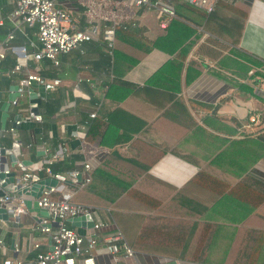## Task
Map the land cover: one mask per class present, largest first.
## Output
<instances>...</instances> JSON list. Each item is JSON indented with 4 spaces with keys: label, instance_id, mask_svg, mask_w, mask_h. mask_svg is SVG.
<instances>
[{
    "label": "crops",
    "instance_id": "obj_1",
    "mask_svg": "<svg viewBox=\"0 0 264 264\" xmlns=\"http://www.w3.org/2000/svg\"><path fill=\"white\" fill-rule=\"evenodd\" d=\"M55 1L69 12L73 28L88 25L86 4L90 0ZM94 2L101 14L133 22L151 41L168 39L172 46L153 47L143 57L128 55L131 63L139 58L124 77L139 87L136 91L108 87V49L103 35L85 43L84 53L63 55L60 67L48 60L30 62L10 78L7 73L18 59L7 51L0 63L1 147L12 148L14 138L5 131L14 126L18 115L25 119L16 128L23 155L11 169L21 172L23 161L39 166L47 155L45 149L57 154L66 145L70 156L78 154L83 140L75 137L77 127L96 111L108 124L103 142L87 146L95 149L97 164L107 162L111 151L130 160L157 157L142 155L136 143L154 148L155 153L164 151L149 168V176L142 177V184L155 195H167L157 209L130 201L139 218L132 236L122 233L134 257L121 253L115 261L112 255L100 253L97 264H264V96L257 93L264 90V0L249 3L239 45L221 41L228 48L212 45L198 13L189 15V20L178 18L180 25L169 32L172 22L163 29L156 11L138 8L131 0ZM14 7L13 0H0V45L15 30L12 46H27L34 53L36 29L9 20ZM98 22L102 31L110 24L101 18ZM217 51L221 54L214 57ZM34 72L61 83L51 91L33 84L18 105L10 107L7 129L2 130L1 106L9 99L11 87ZM44 96L46 101L41 99ZM48 100L49 112L42 105ZM35 109L43 113L42 123L26 120ZM201 171L231 188L219 193L194 185L191 181ZM83 191L75 201L98 208ZM24 222L10 226L8 249L0 250V260L34 264L37 252L30 249L32 240L43 244L40 252L48 250L50 239L32 230L35 220L25 216ZM115 225H119L117 220ZM76 229L83 232L85 228Z\"/></svg>",
    "mask_w": 264,
    "mask_h": 264
},
{
    "label": "built area",
    "instance_id": "obj_2",
    "mask_svg": "<svg viewBox=\"0 0 264 264\" xmlns=\"http://www.w3.org/2000/svg\"><path fill=\"white\" fill-rule=\"evenodd\" d=\"M15 7L9 15V20L17 24L25 25L30 29H36L37 51L30 53L27 46L14 47L12 42L16 38L15 30L11 31L3 44L0 45V63L6 58L7 51H13L17 55L16 65L8 71V77H13L22 72L30 62L41 63L44 60L50 61L54 67H60L61 57L73 51L84 53L83 45L87 42L103 39L108 42L109 54L113 56L115 44V27L126 22V19H117L111 14H101L97 10L94 0H90L87 7L88 25L83 29L72 27L71 16L67 10L60 7L55 0H13ZM174 0H131L138 8H145L148 11H156L163 29L168 27L169 21L176 18V8ZM188 5L206 14L215 11L221 0H185ZM229 4L255 3L258 0H227ZM100 8V7H99ZM99 18L110 24L105 25L102 31L99 25ZM15 23V24H16ZM0 24H2L0 22ZM16 26H21L17 25ZM133 26H136L133 23ZM109 76V75H108ZM110 79L112 75L109 76ZM60 80L49 81L40 73H28L26 77L20 79V97L13 102L16 106L19 100L24 97L33 84L44 87L46 91L56 89L60 85ZM257 93L264 96V90L258 89ZM46 101L47 97L41 98ZM97 117V112L89 114V119ZM27 121L43 122L41 113L30 111ZM25 119L17 120L14 126L10 127L5 134H10L14 138V143L19 142L21 155H23V144L16 139V127L21 126ZM255 122L253 118L251 120ZM89 126L86 120L77 127L75 137L81 139L80 153L83 161L67 172L54 173L52 166L58 162L68 159L71 152L66 145L60 153H52L45 149L46 157L39 166H27L22 171L16 173L14 185L20 186L16 191H7L4 185L7 183L9 175L14 172L11 166H5L0 160V209L4 208L8 219L0 217V250L8 249L7 236L10 235V226L19 227L23 224L25 216H30L35 220L32 230L40 232L50 239L48 250L40 252L41 242L32 240L30 249L36 251L34 264H97L96 256L100 253L112 255L118 261L121 253L125 257H134L135 252L126 242L119 227L115 225L109 211L103 212L104 218L100 217L99 209L74 202L76 194L83 191L93 181L94 164H97V153L95 149H88L85 142V134ZM5 136V135H3ZM0 142V147H1ZM27 149L31 145L26 146ZM20 155V156H21ZM19 156V157H20ZM52 178L58 182L57 186L46 187L40 197L29 195L34 185L41 181ZM19 194V191H24ZM27 199L37 202L39 208L48 212L49 216L42 217L37 213L30 212L25 201ZM95 213H98L96 216ZM90 214L94 218V227L85 228L83 232L69 226L70 219L78 218ZM101 214V215H102ZM100 217V218H99ZM113 226V228H111ZM15 249H19L17 244ZM18 251V250H16ZM0 264H26L21 259H2Z\"/></svg>",
    "mask_w": 264,
    "mask_h": 264
},
{
    "label": "trees",
    "instance_id": "obj_3",
    "mask_svg": "<svg viewBox=\"0 0 264 264\" xmlns=\"http://www.w3.org/2000/svg\"><path fill=\"white\" fill-rule=\"evenodd\" d=\"M173 2L176 8V18L169 21V23L172 22L170 26L168 25L169 32L174 30L172 29V27L176 28V25L178 23L180 25L178 18L189 20V15L198 13L200 19L204 22L203 27L205 31L210 34L209 41L212 43V45L216 47L220 46L222 48H228L226 45H223L221 41H226L231 46L235 47L239 45L245 22L249 15V3H247L246 5L245 3H238L233 5L229 4L227 0H221L213 13L206 14L197 9H194L193 7L188 5L185 0H174ZM137 30V25L133 26V22L130 21H126L123 24L117 25L115 27V44L113 48V56L109 54L108 42L104 40L106 48L108 49V54L106 55L107 63L105 68L109 73V76L112 75V78L108 82V87L110 88L119 86L130 89L132 91H136L139 88L138 86L124 80L127 72H129L133 68V66L138 62L139 59H134L131 63L128 60V55L136 54V57H143L145 54L150 52L153 47L164 48L172 46L168 39L164 40L163 43H160V41L153 42ZM220 54L221 52L217 51L214 57H217ZM42 105L45 110L49 112L50 100L42 103ZM87 120L89 121V126L85 134V142L90 145L100 144L101 142H103V139L106 135L108 124L98 115L94 119H89L88 115ZM134 147L139 149L142 155H150V153H154L155 155H157V157L152 160L142 159V157L140 159L130 160L120 156L118 152L111 151L107 162L99 165L94 164L93 181L82 192V195H86L90 204L96 205L87 196L86 191L89 190L90 186L93 184L94 176L100 172H105V166L109 164L118 165L124 167L127 171H130L135 175L141 177L149 176L147 174L149 168L153 166V164L161 159L165 154L164 151L157 150V153H155L153 152V150H155L154 148H149L147 145H141L139 143H136ZM74 161L82 162L83 155L78 152V154H76L75 156H70L68 159L54 164L52 166V170L54 173H63L70 171L76 166V164L73 163ZM191 182L194 185L208 190H216L219 193L225 192L229 188H231V186L224 181L205 171H201L199 174H197V176H195ZM130 189L131 190L129 191V194L133 200L142 203L151 209H157L160 206L161 201L159 199L146 193L139 192L138 189L135 190V187H131ZM75 199L76 198H74V202H76ZM263 199L264 197H262V200ZM69 226L72 227L71 224H69Z\"/></svg>",
    "mask_w": 264,
    "mask_h": 264
},
{
    "label": "rangeland",
    "instance_id": "obj_4",
    "mask_svg": "<svg viewBox=\"0 0 264 264\" xmlns=\"http://www.w3.org/2000/svg\"><path fill=\"white\" fill-rule=\"evenodd\" d=\"M150 12L155 13L154 11ZM104 171L105 172H100L94 176V182L90 186V189L86 191V194L98 207L95 208V211H97V209H99L100 213L109 211L112 214L114 222L117 220L119 224L118 227L120 226L119 228L122 230L125 237H130L134 234L133 229L139 218V215L133 212L135 211L134 207H131L129 204L130 201L135 202L129 194L130 188L135 187V190L138 189L139 192L151 195L161 201L162 198L167 195L153 194L143 187L142 183L144 179L141 176L127 171L122 166L109 164L105 166ZM120 210L122 211L114 213ZM95 215L97 216L98 213H95ZM23 223H25L24 220ZM142 233L145 235V227H143ZM197 253H199V251Z\"/></svg>",
    "mask_w": 264,
    "mask_h": 264
},
{
    "label": "water",
    "instance_id": "obj_5",
    "mask_svg": "<svg viewBox=\"0 0 264 264\" xmlns=\"http://www.w3.org/2000/svg\"><path fill=\"white\" fill-rule=\"evenodd\" d=\"M10 90H11V94L9 96V99L6 102H4L1 106V111H2L1 128L2 130L7 129L8 120L10 117V113H9L10 107L13 105V102L20 97L18 84L13 85ZM35 111L36 113H38L37 109H35ZM21 119H22L21 115H18L16 117V121L21 120ZM16 128L18 129L19 126H17ZM20 155H21V147L19 145V142L18 143L15 142L11 149L0 147V160L5 166H14L15 164H17L18 157ZM32 164H33L32 161L22 162L23 168L27 166H31ZM15 176H16L15 172H12L9 175V178L7 179V183L3 186L4 189H6L7 191H16L17 189L20 188V186L16 187L14 185ZM3 177L4 175L1 174L0 179H2ZM57 185H58V182L55 179L47 178L41 181L39 184L34 185L29 195L33 197H40L44 188L51 187V186H57ZM24 192H26V190L19 191V194H23ZM25 204L27 208L30 210V212L37 213L39 216L46 217V218L49 216L46 210L39 208L37 202H32V200L27 199L25 201ZM0 217L3 218L4 220L8 219V215L4 208L0 209ZM70 223L74 228H88V229L93 228L95 224L94 218L90 214L82 216V217H78V218H72L70 219ZM12 246L14 247V242Z\"/></svg>",
    "mask_w": 264,
    "mask_h": 264
}]
</instances>
